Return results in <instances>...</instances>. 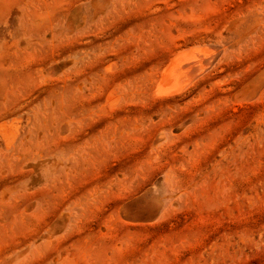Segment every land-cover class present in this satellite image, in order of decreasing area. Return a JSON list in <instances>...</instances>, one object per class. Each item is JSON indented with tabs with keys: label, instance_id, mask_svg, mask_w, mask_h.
<instances>
[{
	"label": "rangeland",
	"instance_id": "374dc122",
	"mask_svg": "<svg viewBox=\"0 0 264 264\" xmlns=\"http://www.w3.org/2000/svg\"><path fill=\"white\" fill-rule=\"evenodd\" d=\"M0 264H264V0H0Z\"/></svg>",
	"mask_w": 264,
	"mask_h": 264
},
{
	"label": "bare ground",
	"instance_id": "6f19581e",
	"mask_svg": "<svg viewBox=\"0 0 264 264\" xmlns=\"http://www.w3.org/2000/svg\"><path fill=\"white\" fill-rule=\"evenodd\" d=\"M202 57L204 58L203 55ZM200 62L201 58L198 57L194 50L177 52L163 69L155 94L167 97L185 92L192 83V79L187 76L186 70L198 66ZM4 125L2 126L4 127Z\"/></svg>",
	"mask_w": 264,
	"mask_h": 264
}]
</instances>
